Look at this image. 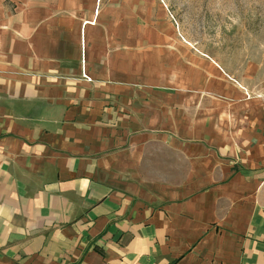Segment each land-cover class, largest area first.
Instances as JSON below:
<instances>
[{
  "label": "crops",
  "instance_id": "obj_1",
  "mask_svg": "<svg viewBox=\"0 0 264 264\" xmlns=\"http://www.w3.org/2000/svg\"><path fill=\"white\" fill-rule=\"evenodd\" d=\"M136 1L0 0V264H264V72Z\"/></svg>",
  "mask_w": 264,
  "mask_h": 264
},
{
  "label": "rangeland",
  "instance_id": "obj_2",
  "mask_svg": "<svg viewBox=\"0 0 264 264\" xmlns=\"http://www.w3.org/2000/svg\"><path fill=\"white\" fill-rule=\"evenodd\" d=\"M140 20L172 31L233 74L264 72V0H137Z\"/></svg>",
  "mask_w": 264,
  "mask_h": 264
},
{
  "label": "built area",
  "instance_id": "obj_3",
  "mask_svg": "<svg viewBox=\"0 0 264 264\" xmlns=\"http://www.w3.org/2000/svg\"><path fill=\"white\" fill-rule=\"evenodd\" d=\"M83 77L86 78L88 81H91L90 77H88L85 73L83 74Z\"/></svg>",
  "mask_w": 264,
  "mask_h": 264
}]
</instances>
